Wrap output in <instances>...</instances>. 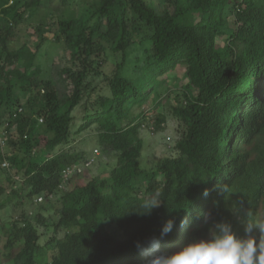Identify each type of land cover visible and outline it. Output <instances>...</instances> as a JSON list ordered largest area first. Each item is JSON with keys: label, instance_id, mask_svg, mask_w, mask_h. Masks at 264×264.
Segmentation results:
<instances>
[{"label": "trees", "instance_id": "16d2710c", "mask_svg": "<svg viewBox=\"0 0 264 264\" xmlns=\"http://www.w3.org/2000/svg\"><path fill=\"white\" fill-rule=\"evenodd\" d=\"M41 2L27 0L25 6ZM228 6L234 9L236 28L223 34L218 28ZM128 13L152 30L149 67L184 66V104L173 109L183 127L174 145L177 155L160 159L154 169L140 166L139 130L145 111L135 122L128 117L127 102L138 99L141 88L122 76L118 64L108 78L109 94L98 96L82 126L96 123L98 144L104 152H116V165L107 178H92L64 191L53 235L45 244L38 230L45 218L37 214L31 220L20 212L6 232L0 264H145L136 242L158 237L169 218L175 223L161 240L164 251L205 234L214 220L230 221L240 236L243 220L264 223V0H174L172 9L162 11L145 0H99L92 28L84 17L62 22L76 66L62 70L71 85L63 97L49 80L31 78L39 45L34 51L27 46L10 50L12 32L0 25V80L5 81L0 104L8 105L15 86L12 75L31 94L22 102L14 100L4 130L8 135L15 129L18 138L11 143L20 144L25 153L24 158L8 157L17 165L21 188L13 183L0 188L10 200L52 197L60 190L61 170L88 156L55 150L69 141L72 111L82 100L86 75L98 74L103 65L93 35L106 20L105 35L116 39L120 34L117 47L124 49L129 43ZM18 60L23 61L22 70L8 68ZM163 120L153 116V129ZM153 196H159L161 206L150 216L137 215L142 202ZM205 214H210L208 222ZM108 224L120 236L111 234ZM57 231L63 235L58 237Z\"/></svg>", "mask_w": 264, "mask_h": 264}, {"label": "rangeland", "instance_id": "374dc122", "mask_svg": "<svg viewBox=\"0 0 264 264\" xmlns=\"http://www.w3.org/2000/svg\"><path fill=\"white\" fill-rule=\"evenodd\" d=\"M26 1L0 0V25L7 26L12 32L8 47L10 50H17L27 46L30 51H34L39 45V49L35 51L36 57L29 69L33 72L31 78L38 82L49 80L54 85L58 96L63 97L68 94L71 85L69 77L62 70L65 68L75 69L76 66L72 61L71 50L64 37L62 22L84 17L89 20V27L92 28L97 20L94 10L99 0H66L65 3L62 0H42L41 4L34 8H27ZM145 1L158 11L174 7V0ZM222 16L219 31L223 34L231 33L236 28L232 6L226 7ZM127 18L131 19V22L128 21L129 43L124 49L117 47L120 34L116 39L105 35L107 32L106 20L103 21L100 30L93 35L97 42V55L102 59L103 65L99 68L98 74L91 72L86 75L82 100L72 111L69 141L58 146L55 150V152L67 154L78 153L85 158L94 148H97L100 152L97 162L74 176L69 184L61 188L55 195L43 198L41 202H37L35 198L23 200V198L16 197L10 200L7 198V190L0 188V203L3 202L0 205V256L6 240V232L10 230L13 219L20 212L27 213L31 220L37 214H41L45 218V222L38 225L41 234L40 242L45 244V241L53 235L52 225L57 218V210L60 205L59 197L64 191L70 186L84 184L92 178H107L110 170L116 165V152L112 150L104 152L98 144L96 123L82 126L86 121L84 118L86 112L98 99V96L109 94L108 78L118 64L122 76L132 80L141 88L140 97L138 99L132 97L127 102L128 117L133 121L136 122L140 111L142 113L145 111V118L142 119L143 124L139 130L143 144L139 158L140 166L154 169L160 159L177 155L174 145L183 127L173 114V109L184 104L182 85L187 81L184 66L178 64L174 68L170 66L166 68L149 67L153 64L152 30L133 18L131 13L127 14ZM224 41L223 38L222 42ZM2 57L3 54L0 51V62H2ZM22 64L23 61L18 60L8 68L22 70ZM10 78V82L15 86L7 99L8 105L0 104V138L4 135L8 138V145H0V161L9 156L10 159L25 157L21 145L11 143L18 138L14 133L15 129L8 130V135L4 130L14 108L12 106L14 100L19 99L22 102L27 100L31 94L26 91L27 84L18 80L14 75ZM4 83V79L1 78L0 84ZM153 116L155 119L156 116L164 118L159 129L152 128L154 126ZM15 166L11 165L9 170L0 166L1 186L7 187L13 183L18 190L21 188L22 180L20 175H18L19 178L15 177L17 176L15 173L17 165L15 164ZM106 228L111 234L120 236L115 226L108 224ZM56 235L61 237L63 232L57 231ZM252 235L259 239V230L254 229Z\"/></svg>", "mask_w": 264, "mask_h": 264}, {"label": "clouds", "instance_id": "9594fccd", "mask_svg": "<svg viewBox=\"0 0 264 264\" xmlns=\"http://www.w3.org/2000/svg\"><path fill=\"white\" fill-rule=\"evenodd\" d=\"M203 195L208 196L207 189ZM159 196L142 202V210L135 211L140 216H150L161 206ZM206 222L210 214H205ZM174 218L167 219L161 227L159 236H151L143 244L137 241V250L146 257L145 264H264V223L243 220L244 236H240L233 224L227 220L211 221L203 235H196L170 251L161 249V240L172 232ZM258 229L257 239L252 235Z\"/></svg>", "mask_w": 264, "mask_h": 264}, {"label": "built area", "instance_id": "2783aa9c", "mask_svg": "<svg viewBox=\"0 0 264 264\" xmlns=\"http://www.w3.org/2000/svg\"><path fill=\"white\" fill-rule=\"evenodd\" d=\"M18 110H21L19 108ZM38 121L42 122L43 119L41 117H38ZM153 128V126H152ZM0 145L5 146L6 145V137L2 136L0 138ZM100 155L99 149L94 148L92 152L81 162L71 164L66 166L61 170V183L59 185V188L65 187V185L69 184L70 179L73 178L74 176L80 174L83 172V170L88 169L90 166H92L94 163L97 162L98 156ZM0 166L3 169H11V162L8 157L3 158L0 161ZM43 200V196L37 197L36 201L41 202Z\"/></svg>", "mask_w": 264, "mask_h": 264}]
</instances>
